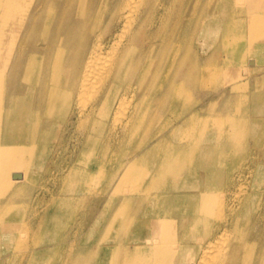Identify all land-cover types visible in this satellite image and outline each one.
<instances>
[{
  "label": "rangeland",
  "instance_id": "obj_1",
  "mask_svg": "<svg viewBox=\"0 0 264 264\" xmlns=\"http://www.w3.org/2000/svg\"><path fill=\"white\" fill-rule=\"evenodd\" d=\"M107 1L106 0H94L92 3L93 5L89 7L88 19H90V21L88 22V20H87L85 22L83 32L87 31L86 33L88 35V39H89L90 43H91V41L96 39V37H98L100 40H102L103 43H105V45H107L109 43V41L111 40V38H113L115 36V34L120 30L119 28H121V26H122L124 18H117V16H115L112 19H110V18L108 19L109 15H110L109 12L111 10L112 3L114 2V0H111L109 5H107L108 4ZM156 2L158 3V2H160V0H157ZM179 2H181L180 4L182 7L180 6ZM212 2L214 5L211 4ZM194 3H195V5H194ZM260 3H261V5H259ZM237 4H238V6H237ZM249 4H251V6ZM166 5L168 8L167 7L163 8V7L159 6V4H158V6L156 4V6H155L156 8L154 9V13L152 12V15L150 13L149 17H148V19H149L148 25L149 24L153 25V27H151V26L147 27V28H151L149 30H152V34H150L149 30L147 31V33H149L152 36H151V38H146V40L151 41L150 39H152V37L154 35V37H153L154 40L152 39V41L155 45V50L153 49L154 51L151 52V55L148 56V59L141 62L136 68L134 67V63L128 62L126 64L124 72H123L124 76L119 81L118 88L113 95V97H114L113 99H115L114 100L115 101L114 102V105H115L114 109L116 108V110L111 109L109 111L108 120H107L106 125L104 124L103 126H100V127L97 126L98 127L97 130L95 132L93 131V139L88 141L87 147H86L87 140H85L86 128L82 127L83 126L81 124L82 122L81 123L79 122V121H82V113L79 109L80 107H78L79 104L81 103V101H83V99L85 98V96L82 97L78 93L79 92L78 91V81L77 82L75 81V83L72 85L73 86V89H72L73 92L72 93L74 96H72V93H71L70 103H69L70 107H68V110H67L64 118H59L57 120V123L51 129L52 135H50V137L48 139H44V140L39 141V148L37 151L38 153L33 155V156H30V159L28 160L29 164H27L23 168V171H24V178L23 179L24 180L22 179V182L24 183L25 186L22 189V191H20V193H18L19 196L16 195V198H14V200L12 201L13 204L11 203L13 206V209H12L13 217L10 218L9 221L12 223V227L14 228L13 233L7 235V234H4L3 232L0 231V238H2L1 236L4 235V239L2 238V241H0V264H28L30 256H31L30 255L31 252H33V251L38 252V250L41 247H45V248L48 247V248L46 250H44L43 252L42 251L38 252L39 255H42L43 259H41L36 264H61L62 260H64V261L66 260L67 261L66 264H71V263H74L76 260H78L77 258L79 256H77V255L81 252V248L83 249L82 251L85 252L87 249H90V251H93V250H96L98 247H102V246H112L113 248H115L116 254L113 258L114 264H121L122 258H123L121 250H124L125 247H127L128 249H131L134 247V245L139 244L141 242L139 239L132 238L133 232H130L131 228L128 225L132 224V219L134 218L135 215L138 218H140L141 220H144V221L147 220L149 217L147 215H149L148 213L153 208V205H151V203L148 204L146 200L141 199V197L143 196V193H144L143 189L148 184V181H150V179L152 177L151 174H153L157 169H159L158 167H159L160 163H162L164 161V156H166L164 151L167 148L168 143L174 142V141L175 142L176 141H183V140L185 141V139H186L187 143L190 144V145L187 144L186 148H190L191 152L189 153V151H188V153L190 155L188 154L186 156V158L188 157L187 163H186V166L188 168L187 167L185 168L183 178L180 177L182 179V181L184 180L183 182L185 183V185L184 186L180 185L178 187L179 193H183L184 189L185 190L195 189V187H196L195 185H197V184L200 185L201 189L204 188L207 173H208V168H209L211 171L216 172V176L213 177L214 184H215L213 186V190L216 192L217 196H219L220 198H222V200H224L223 204H222V207L224 209L223 208L221 209L219 207L218 208L213 207V209L211 211L212 213L208 214L207 212H203L200 208L197 207L196 204H193L192 202H189V203H175L174 202L169 207L165 208V211L175 221L176 220L177 221L178 220L187 221L189 219H192L193 217H196V215L202 216V219L200 221L201 223H198V221L195 222L196 225L194 224L191 227L192 229H191L190 234H186L185 236H183L182 234L184 231L182 232L181 229L177 230V232L174 233L175 234L174 236L176 238L175 240L180 244L191 245V244H196L199 242L201 243V245L197 248L196 253H194L192 258L185 257V260H183L184 257L180 256V258H177V262L175 260L176 264H196V263L198 264V262H199V264L200 263L201 264H207L208 263L207 260L203 261L204 260L203 257L204 258L206 257L203 255L204 250L209 249V248H213V250H214L215 247H217L216 245H218L220 242L221 235H224L222 237V238H224V240L221 238V240L223 242H226L227 240H229V241H227L228 247H227L226 243H224V245H223V248H225V249L228 248V249L225 250V249H222V247H221V248H217V250L216 249L214 250L216 252V251L221 249L220 250L221 254L223 253L222 256L220 254V251H218V254H214L215 252L213 250L210 249L212 252L211 251L209 252V250H207L209 253L206 252V255H207L206 258H208L209 261L211 262L208 264H212L213 260H215L214 261L215 264H217V263L220 264V262H222V264H246V263L248 264V263H250V261H251L250 264H261L262 263V255L264 254V238H263V236H264V225H263V223L264 222H262V221H264V218H263L264 217V199H263L264 198V177L262 179L256 181L255 176H254V171H255L256 165L258 163L264 164V100H263L264 99V50L260 53V56L262 57L263 60L257 61V63H256L257 69H255V68L253 69V73L251 74L250 77H248L249 81L247 83L242 82V80L245 78L243 75L242 76H234V77L229 76L227 69L224 70L223 72H220V73L213 75L212 77H209L210 74L204 72L203 69H204V67H207L209 65V60H212L211 58H213L215 56H216L215 58H217V62H220L221 57L225 56V54H226L225 53L226 47H229L233 43V41L237 40L236 33H232L230 28H228V32L225 31L226 30L224 28V26L226 27L225 23L229 22V21L230 22L235 21L238 18L240 19V17L245 18V15L247 13L246 11H248L250 9L251 10H258V11L261 10L260 12H263L264 11V0H216V1L215 0H212V1L211 0H207V1L206 0L205 1L204 0H189V1L188 0H181V1L180 0L179 1L178 0H169L166 2ZM202 7H204V8H202ZM194 8H195V11L193 13ZM174 9H175V12H174ZM161 10H163V11H161ZM165 10H167V11H165ZM228 10H230V11L228 12ZM179 11L181 12L180 14H178ZM199 11H201V12H199ZM155 12H157V13H155ZM173 12H174V14H173ZM193 14H195L196 18H198V17L200 18L199 19L200 22L203 20H207L209 17L211 18V20H209L210 23L208 22L210 24V26H208V28L206 29L205 32H201V28L199 26V29H197V31H194L193 34H191L192 33V31H190L191 29H186L183 27V25H182L183 22L185 23L187 21V19H189L191 17L195 18L193 16ZM162 15H164V16H162ZM178 15L180 16L179 21L181 23V26L179 27V29L177 31L171 33L170 28H168V25L175 23L176 19L178 18ZM224 15H225V17H224ZM90 17H92V18H90ZM216 17L221 20V26L222 27H221V30L219 31V34H218V32L214 33L215 29L213 28V25L215 22L214 20H216L215 19ZM233 18H235V19L231 20ZM152 20L153 21L156 20V21L153 22ZM67 22H68V25H67L68 28L60 29V33H63L67 30L68 33L70 34V33H72L74 27H76V21L73 17L68 19ZM102 23L104 24V26L102 25ZM241 24H242V27L246 29L247 24H245V22H243ZM161 26L165 28V29L163 28L164 33H162L163 31H161L162 30ZM53 27L54 26L52 25V23H50L48 28H46L45 30L43 29L44 31L42 30L44 32L45 36H49L50 33L52 31H54ZM100 30L102 31V33H100L101 32ZM42 31L39 30V33H41ZM114 31H116V32H114ZM195 32H196V34H195ZM167 33H169L170 35ZM173 33H175V34L173 35ZM96 34H98V35L96 36ZM100 34H101V36H100L101 38L99 37ZM165 34H167L166 35L167 38H166ZM160 35H163L164 37L160 36ZM190 35H192L191 36L192 39L190 38ZM214 36H216V39L219 42V44L214 43L216 41L215 39L213 40ZM108 37H109V39H108ZM158 38H159V40H158ZM162 39L167 41V42H165L166 44H164V46L163 45L161 46ZM124 40L126 41V38H124ZM172 40H173V42H172ZM201 40H203V41H201ZM223 40L226 42L223 43L224 42ZM149 41L146 42L144 44V46H147V43H149ZM166 46H167V50H165ZM202 46L204 49L201 48ZM208 46H210V47H208ZM159 47H162V49H164L165 52L163 51L161 53H164V54H161L160 56H156V52H159L158 49L160 50ZM186 47L187 48L189 47V49L192 52L188 51V49H185ZM202 49H203V51L201 52ZM79 50H80L79 41H77V40L75 41L74 38L71 39L70 43H68V45L65 48V52L63 55L64 56L63 61H68V60L71 61L72 55L74 53H77V52L79 53ZM138 51H139V49L135 50V54ZM183 51L184 52L188 51V52L184 53ZM188 53H190V54H188ZM181 55H183V56H181ZM253 55L256 57L257 54L255 53ZM153 56H156V57H153ZM161 56H163V57L161 58ZM180 56L183 58L185 57L184 59L182 58L183 62H182L181 58H179ZM206 56H209V57H206ZM249 56H252V54L248 53L247 56H245V58H247ZM205 58H208V59H205ZM178 59H179V61H178ZM160 60H161V62H160ZM176 60H177V62H176ZM180 60H181V62H180ZM192 62H194L197 65V68H195L196 65H193L194 63H192ZM203 62L206 64H203ZM158 63H160V65ZM176 67L177 68L179 67L178 70H180V72L185 73L186 71H189V72L191 71V73L192 72L193 73L189 74V72H186L187 73L186 75L183 74L186 77L182 75L181 78H183V79L180 78L181 79L180 80V84H181L180 91H178V92L175 91V97H173V98H172V95H169L167 98V101H168L167 103H169V104L166 105V108H164V110L162 112L155 113L154 112L155 108L158 105H160L159 100H161V96L164 93L163 90L166 91L165 88L168 87L169 86L168 84L172 81V78H173L172 76L175 74V72L177 70ZM153 71H154V73H153ZM171 74H172V76H171ZM198 75H200L199 76L200 79L198 78ZM77 77H78V75H77ZM169 77H170V79H169ZM205 78L206 79L208 78V79L206 80ZM128 80H130V81H128ZM196 80H197V82H196ZM205 80H206V82H205ZM164 81H166V82H164ZM126 82H128V83H126ZM125 83H126V85H125ZM165 83H167L168 86ZM196 83H199V84H196ZM202 83H203V85H205L204 87H203ZM206 84H207V87H206ZM21 85H22V87L19 89V91L17 93L24 95V94H26V91H27L26 88H27V86H29V84L27 82H21ZM163 85H164V87H163ZM197 85H199V86H197ZM35 86H37V84ZM122 87H124V88H122ZM128 87H129V89H130V87H132V88L129 90ZM188 87L191 90H189ZM121 88H122V90H121ZM186 89H188L189 91ZM194 89H195V91H194ZM133 90H134V92H133ZM189 92H191V94ZM121 94H122V96H121ZM123 94H124V97H123ZM144 94L147 95V98H146V95H144ZM127 95L129 96V98ZM135 95H136V97H135ZM143 96H145V98ZM73 97L75 98V100L77 99L79 102L77 100L75 101ZM78 98L79 99L81 98V99L79 100ZM124 98L127 101H129L128 102L129 104L126 102V100H124ZM132 99H135L134 102ZM142 99H143V102H141ZM197 99H199V100H197ZM88 100L89 99H87V101ZM119 100H122L121 104H120L121 106L118 105ZM131 101H132V103H131ZM192 101H193V103H191ZM125 102L127 103L128 106H126ZM130 104H131V106H129ZM140 104H141V106H139ZM256 104H257V106H256ZM73 105H76V107ZM191 105H194V106H191ZM117 106L120 107V109L118 111H117V109H118ZM123 106L127 107L129 110L127 109V111H126L125 107L123 108ZM121 107L124 110H122ZM135 107L137 109H138V107L143 108L144 111L141 114L145 113L144 116L146 118L142 119L143 122L144 121L145 122L142 123V120L140 121L141 123L136 122L137 126H135L136 125L135 124L134 125L135 127L133 129H131L130 132H127L124 135L123 140H113L110 136L111 132L119 133L122 131L121 127H120L121 122L118 120L120 118H124V116L128 115L127 113L130 112V110H131V112L133 109L135 111L136 110ZM230 109H231V111H230ZM146 110H147V112H146ZM189 111H190V113H189ZM223 111H225V113ZM123 112H125L124 115H122ZM232 112H233V114L231 115ZM79 113L81 114V116ZM113 113L116 116L119 115V116H117L118 122L116 121V116ZM182 113H184V114H182ZM229 113H230V115H229ZM146 114H147V116H146ZM193 114L196 117L192 118L191 115H193ZM186 115H187V118H185ZM198 115H200V117ZM77 116H78V118H77ZM161 116H163V117H161ZM204 116H205V118H204ZM79 117H81V119ZM219 117H220V119H219ZM167 118H169V119H167ZM194 118H196V119H194ZM213 118H215V119H213ZM74 119H77V120H74ZM202 119L204 120V122ZM217 119H218L217 124H215ZM221 119H223V120H221ZM220 120H221V122H219ZM199 122H200V124H199ZM78 123H80L81 126ZM194 123L195 124L198 123V124L195 125ZM110 124H112L113 126ZM138 124H139V127H138ZM78 126H79V130L77 132ZM160 126H161V128H160ZM80 127H82V129ZM201 127L203 128L202 129L203 131L201 130ZM74 129H76V132L74 131ZM185 129H187V130H185ZM195 129H196V131H195ZM192 130H194V131H192ZM90 131H92V130L89 129V132ZM98 131H99V133H98ZM189 131H191V132H189ZM103 132H104V134H103ZM133 132H134V134H133ZM235 132H236V134H235ZM136 133H137V135H136ZM84 134H85V136H84ZM126 135H128V136H126ZM164 135H166V136H164ZM238 135L240 136V138L238 137ZM140 137H142V138H140ZM205 137H207V138H205ZM181 138H182V140H181ZM222 140H224V142ZM159 141L162 142L163 145H161V147L158 146L159 147L158 149L156 148L155 150H153L152 154L148 155L145 160H141V165H142L141 172L144 173V175L142 174V176L136 177V180L138 181V183H140V184H136L137 186L139 185V189H136L134 191L132 190V192L128 194L129 197L127 199H124L123 198L124 195H127V194L123 193L122 189H120L119 185L116 182V177H117L116 174L120 171L119 167L122 164H125L127 162V160L132 155H135L136 153H138L140 149L141 150L143 149V151L144 150L146 151L147 148L153 146L154 143L159 142ZM227 141L229 142V144ZM199 142H200V144H199ZM90 145H91V147H94V145L95 146L97 145L96 146L97 152H100V151L107 152L106 156L103 159L104 162L100 165V166H102V169L95 172L94 175L92 177H90L89 179L83 178L80 176H73V178L71 180L70 179L66 180V178L64 176L68 172L69 167L73 164V162H76V158L78 156V153L80 152L81 149H83L82 147L85 146V149L87 150L88 148H90ZM223 145L226 148L223 147ZM235 146H237V147L235 148ZM161 148H163V151L161 150ZM238 148L240 151L238 150ZM242 148L244 151L242 150ZM214 150H216V151H214ZM93 152L95 154V151H93ZM112 152H114V153H112ZM91 153L92 152L90 151V154ZM224 153H226V154H224ZM88 154L89 153H86V155H88ZM84 155H85V152H84ZM108 156H110V157L108 158ZM139 157L140 156L136 157L137 160L139 159ZM41 163H42V167L39 166ZM66 165H67V167H66ZM56 166L58 167V169ZM251 166L254 167V169ZM51 169L53 171H50ZM243 169H245V170H243ZM250 169H251V172H250ZM147 170L150 172H148ZM50 172L53 173L52 174L53 177L50 176ZM102 173H103V176H102ZM226 175H228V176H226ZM234 175H235V177H234ZM163 178L165 181L161 180L162 182H160L159 184H156L157 186L155 185V187L151 188V191L153 194H157L160 196L162 194H166L170 190V188L173 190L176 188L175 186L178 185V182H179V184L182 182L181 179L176 180L175 177L170 176V175H165V177H163ZM237 179H238V181H237ZM41 180H43V181H41ZM72 180H74V181H72ZM92 180H94V181H92ZM174 181H175V183H174ZM239 181H241V182H239ZM164 182H166V183L164 184ZM235 182H237V183H235ZM159 186H161V187H159ZM140 190H142V191H140ZM237 191H239V192L241 191V193H239ZM186 192L192 193V191H186ZM186 192H184V193H186ZM7 193L0 195V215L4 211V209H3L4 205L7 204L6 203ZM35 193H37V194H35ZM176 194H178V193L174 191L173 195H176ZM105 195H107V198ZM62 197H66L67 201L65 203H57L60 200V198H62ZM28 198L30 199V201ZM225 199L227 200V202L225 201ZM231 200L233 203L231 202ZM239 200H240V202H239ZM36 201H38L37 204L35 203ZM117 202H119V204ZM241 203H244V204H241ZM255 203H257V204H255ZM117 204H118V206H117ZM134 205L135 206L137 205V206L135 207ZM32 206H34V207H32ZM120 207H123V211H121V212H119ZM178 209H180V210H178ZM198 210H200V211H198ZM221 210H223V212ZM220 211L222 212V216L220 214L221 213ZM109 212H111V213H109ZM197 212H199V213L197 214ZM214 213H216L217 217L215 216ZM79 214H81V215H79ZM98 215H100V218H99V223L97 224L96 223V217ZM17 216H19V217H17ZM40 216H42V217H40ZM238 216H239V218H238ZM255 216H257V217H255ZM80 218H82V219H80ZM237 218L239 219V221L237 220ZM112 220L114 221L115 224H113V226H110V222ZM0 221H1V217H0ZM256 222H258V223H256ZM249 224H251V226ZM259 226H261V227H259ZM78 227H79V229H78ZM250 227H253V229ZM193 229H195V230H193ZM76 230L78 233H75ZM192 230H193V232H192ZM261 230H263V232H261ZM116 231H117V233H116ZM259 231L261 232L262 236L259 234L260 233ZM225 233L227 235H225ZM218 235H219V237H218ZM225 236H227V237H225ZM71 237H73V239ZM238 237H240V238H238ZM230 238H233V239H230ZM216 239H218L219 242ZM242 239L246 243H247L246 240H248L249 244H245V242ZM34 240L37 242H35ZM215 240H216V242H215ZM234 240L236 242H234ZM240 240H242V241H240ZM222 241H221L219 246L222 245V243H223ZM211 242L213 243V245L214 244L215 245L214 246L211 245L210 244ZM208 244H210L213 247H211V246L209 247ZM244 245H247V246L245 247ZM204 246H205V248H204ZM251 246H253V247H251ZM230 250H231V252H230ZM256 251H257V253H256ZM224 253H226V256ZM201 254L203 255V257ZM233 254L234 255L236 254V255L234 256ZM67 255H69V256H67ZM208 255H210V257L211 256L212 257L209 258ZM215 255H218L219 257L215 256ZM241 255H243V256H241ZM255 255L256 256L258 255L257 256L258 258ZM213 256H215V258H217V260L212 259V258H214ZM224 256L227 258H225ZM199 258L200 259L202 258L201 260L203 262ZM218 258H222V260L221 259L219 260ZM168 259L169 260H164L162 262V264H172L170 262V258H168ZM245 260L247 262H245ZM224 261H225V263H224Z\"/></svg>",
  "mask_w": 264,
  "mask_h": 264
},
{
  "label": "bare ground",
  "instance_id": "obj_2",
  "mask_svg": "<svg viewBox=\"0 0 264 264\" xmlns=\"http://www.w3.org/2000/svg\"><path fill=\"white\" fill-rule=\"evenodd\" d=\"M93 1L94 0H0V195L5 194V193L8 192L7 193V197H6V203L7 204L4 205V208H3L4 211L0 215V217H1L0 231L3 232L4 234L9 235V234L13 233V229L14 228L12 227V223L9 220H10V218L13 217V212H12V209H13L12 204L13 203H12V201L14 200V198H16V195H18V193H20V191H22V189L25 186L24 183L22 182V179L24 178L23 168L27 164H29L28 160L30 159V156H33V155L38 153L37 151H38V148H39V141L40 140H44V139H48L50 137V135H52V130L51 129L57 123V120L59 118H64V116H65V114H66V112L68 110V107H70L69 106L70 97H71V93L73 92L72 91V89H73L72 85L75 83V81L76 82L78 81V91H79L78 93L82 97L85 96L83 101H81L80 104L78 103L79 104L78 107H80L79 109H80V111L82 113V121H79V122L80 123L82 122L81 123L83 125L82 127L86 128V136H85V134H84V136H85V140H87V142H86V147H87L88 146L87 145L88 141L93 139V131L95 132L98 127L103 126L104 124L106 125L107 120H108V115H109L108 113H109V111L111 109H114V106H115L114 105V102H115L114 100L115 99H113L114 98L113 95H114V93L116 92V90L118 88L119 81L124 76L123 72H124L126 64L128 62L129 63H134V67L136 68L141 62H143L144 60H147L148 56L151 55V52L155 50V45H154V43L152 41L154 35H153L152 39H150L151 41L148 40L149 43H147V46H144V44L146 42H148L146 40V38H151V36H152V35H150V34H152V30H149L151 28H147V27H149V26L153 27V25H150V24L148 25V22H149L148 17H149L150 13H151V15H152V12L154 13V9L156 8L155 7L156 4H157V6L159 4V6H161L163 8H166L167 7L166 2L169 1V0H160V2H158V3L156 2L157 0H121V1L120 0H114V2L112 3L111 10L109 12L110 15L108 14L109 15L108 19L109 18L112 19L115 16H117V18H124V19H123V23H122L121 28H119L120 30L115 34L114 37L112 36L113 38H111V40L109 41V43L107 45H105V43H103L102 40H100L98 37H96V39H94V40L92 39L93 41H91V43H90L89 39H88V35L86 33L87 31L83 32L85 22L87 20H88V22L90 21V19H88L89 7L93 5L92 4ZM110 2H111V0H108L107 1V3H108L107 5H109ZM180 3L181 2H179V4ZM211 4H213V2ZM194 5H195V3H194ZM249 5L251 6V4H249ZM259 5H261V3ZM180 6H181V4H180ZM237 6H238V4H237ZM202 8H204V7H202ZM167 10H165V11H167ZM161 11H163V10H161ZM194 11H195V8L193 9V13H194ZM229 11L230 10H228V12ZM260 11L251 10L250 9V10L246 11L247 13L245 15V18L240 17V19L238 18L239 20L238 19L235 20L236 22L235 21H231V22L229 21V22L225 23L226 24V27L224 26V28L226 29L225 31L228 32V28H230L232 33H236L237 40L233 41V43L229 47H226V50H225L226 54H225V56L221 57V61L220 62H217V58H215L216 56L211 58L212 60H209V65L207 67H204V69H203L204 72H206V73L211 75V76L209 75V77H212L213 75H215L217 73H220V72H223L224 70L227 69L229 76L234 77V76H242L243 75L245 78L242 80V82L243 83H247L249 81L248 77H250L251 74L253 73V69L254 68L257 69V66H256L257 65L256 64L257 61L258 60H263L262 57L260 56V53L264 50V11L263 12H260ZM157 12H155V13H157ZM174 12H175V9H174ZM174 12H173V14H174ZM199 12H201V11H199ZM180 13L181 12L179 11L178 14H180ZM162 16H164V15H162ZM193 16L195 17V14H193ZM71 17H73L75 19V21H76V27H74L72 33L69 34L67 30L65 32H63V33H60V29L68 28V26H67L68 22L67 21ZM224 17H225V15H224ZM90 18H92V17H90ZM195 18L191 17V18L187 19V21L185 23L183 22V24H182L183 27L186 28V29H191L190 31H192V33L189 31L191 34H193L194 31H197V29H199V26L201 28V32H205L206 29L208 28V26H210L209 20H211V18L209 17L207 20H203L201 22L199 20L200 19L199 17L196 18V19ZM179 19H180V16L178 15V18L176 19L175 23H172L171 25H168V28H170V32L171 33L177 31L179 29V27L181 26V23H180ZM215 19L216 20H214L215 22H214V25H213V28L215 29L214 33L218 32V34H219V31L221 30V27H222L221 26V20L218 19L217 17ZM234 19L235 18H233L231 20H234ZM155 21L156 20H154L153 22H155ZM243 22H245V24H247L246 29L242 27L241 23H243ZM50 23H52V25L54 26L53 27L54 31H52L49 36H45L43 31L46 28H48ZM102 25L104 26L103 23H102ZM162 26H161V28H162L161 31H163L162 33H164V30H163L164 27H162ZM39 30L40 31L43 30V31L41 33H39ZM148 30H149L150 34L147 33ZM114 32H116V31H114ZM100 33H102V31ZM167 34H169V33H167ZM167 34H165V36ZM174 34L175 33H173V35ZM195 34H196V32H195ZM97 35L98 34H96V36ZM100 36H101V34L99 35V37ZM160 36H163V35H160ZM191 36L192 35H190V38H191ZM73 38L75 39V41L76 40L79 41V44H80L79 53L78 52L74 53L72 55V57H71V61H69V60L68 61H63V57H64L63 55H64V52H65V48L68 45V43H70L71 39H73ZM124 38H126V41L124 40ZM159 38H158V40H159ZM166 38H167V36H166ZM108 39H109V37H108ZM214 39L216 40L214 43L219 44V42L216 39V36H214L213 40ZM201 41H203V40H201ZM165 42H167V41L162 39L161 46L162 45L164 46V44H166ZM172 42H173V40H172ZM225 42L226 41H224L223 43H225ZM208 47H210V46H208ZM159 48H160V50L158 49L159 52H156V56H160L161 54H164V53H161V52H163V51L165 52V50H167V46L165 47V50L162 49V47H159ZM201 48H203V46ZM137 49H139V51L135 54V50H137ZM185 49H188V51H191L189 49V47L188 48L186 47ZM203 49L201 50V52L203 51ZM188 51H186V52H188ZM186 52H184V53H186ZM248 53L252 54V56H249V57L245 58V56H247ZM255 53L257 54L256 57L253 55ZM188 54H190V53H188ZM156 56H153V57H156ZM181 56H183V55H181ZM181 56L179 58H181V60L183 62V59L185 57L183 58ZM162 57L163 56H161V58ZM206 57H209V56H206ZM205 59H208V58H205ZM181 60H180V62H181ZM178 61H179V59H178ZM160 62H161V60H160ZM176 62H177V60H176ZM192 63H194V62H192ZM158 64L160 65V63H158ZM203 64H206V63L203 62ZM193 65H196V64L194 63ZM178 68H177L175 74L173 73L174 74L173 76L171 74V76L173 78H172V81L168 84L169 86L167 85V83H165L168 87L165 88L166 91L163 90L164 93L161 96V100H159L160 101V105L157 104L158 106L154 110L155 113L162 112L164 110V108H166V105L169 104V103H167L168 102L167 98H168L169 95H172V98H173V97H175V91L176 92L180 91V87H181L180 80L183 79L181 77H182L183 74L186 75L187 74L186 72H189V71H186L185 73H183V72H180V70H178ZM195 68H197V65L195 66ZM153 73H154V71H153ZM192 73H191V71L189 72V74H192ZM77 75H78V77H77ZM185 75H183V76H185ZM199 76L200 75H198V78L200 79ZM169 79H170V77H169ZM206 80H205V82H206ZM128 81H130V80H128ZM21 82H27L29 84V86H27V88H26V90H27L26 94H24V95L20 94V93H17L19 91V89L22 87ZM164 82H166V81H164ZM196 82H197V80H196ZM126 83H128V82H126ZM126 83H125V85H126ZM36 84H37V86H35ZM196 84H199V83H196ZM202 85H203V83H202ZM197 86H199V85H197ZM204 86L205 85H203V87ZM163 87H164V85H163ZM206 87H207V84H206ZM122 88H124V87H122ZM122 88H121V90H122ZM131 88L132 87H130V89ZM128 89H129V87H128ZM188 89H189V87H188ZM188 89H186V90H188ZM195 89H194V91H195ZM189 90H191V89H189ZM133 92H134V90H133ZM189 93L191 94V92H189ZM144 95H146V94H144ZM72 96H74L73 93H72ZM121 96H122V94H121ZM123 97H124V94H123ZM135 97H136V95H135ZM143 97L145 98V96H143ZM125 98H124V100H126ZM128 98H129V96H128ZM146 98H147V95H146ZM87 99H89L88 100L89 102L87 101ZM143 99L141 100V102H143ZM74 100H75V98H74ZM132 100L134 102L135 99H132ZM197 100H199V99H197ZM121 101L122 100H119V102H118L119 106H121L120 105ZM193 101L191 103H193ZM126 102L128 103L129 101L126 100ZM127 103H126V106H128ZM131 103H132V101H131ZM141 104L139 106H141ZM257 104H256V106H257ZM194 105H191V106H194ZM73 106L76 107V105H73ZM129 106H131V104ZM124 107L125 106H123V108ZM123 108H122V110H124ZM119 109H120V107H118L117 111ZM127 109L128 108L125 107L126 111H127ZM231 109H230V111H231ZM114 110H116V108ZM143 111H144L143 108H139L138 107V109L136 108L135 111H134V109L132 110V112L130 110V112L127 113L128 115L124 116V118H120L118 121L121 122V123L120 122L119 123L121 124L120 127H121L122 131L119 132V133H115V132L113 133V132H111L108 129L111 132V134H110L111 138L113 140H123L124 135L127 132H130L131 129H133L135 126H137L136 122L137 123H141L140 121L143 118H146L144 116L145 113L141 114ZM190 111H189V113H190ZM125 112H123L122 115H124ZM146 112H147V110H146ZM223 112L225 113V111H223ZM182 114H184V113H182ZM232 114H233V112L231 113V115ZM187 115H186L185 118H187ZM229 115H230V113H229ZM80 116H81V114H80ZM117 116H119V115H117ZM117 116H116V121H117ZM146 116H147V114H146ZM191 116H192V118L196 117L194 114L191 115ZM198 116L200 117V115H198ZM161 117H163V116H161ZM77 118H78V116H77ZM79 118L81 119V117H79ZM204 118H205V116H204ZM167 119H169V118H167ZM194 119H196V118H194ZM213 119H215V118H213ZM219 119H220V117H219ZM74 120H77V119H74ZM221 120H223V119H221ZM221 120L219 122H221ZM217 121H218V119L216 120L215 124H217ZM144 122L142 120V123H144ZM200 122H199V124H200ZM203 122H204V120H203ZM80 123H78V124L80 125ZM112 124H110V125H112ZM197 124H195V125H197ZM82 127H80V128L82 129ZM138 127H139V124H138ZM160 128H161V126H160ZM89 129L92 130V131L89 132ZM202 129L203 128L201 127V130ZM78 130H79V126H78V129H77V132H78ZM185 130H187V129H185ZM74 131L76 132V129H74ZM192 131H194V130H192ZM195 131H196V129H195ZM189 132H191V131H189ZM98 133H99V131H98ZM103 134H104V132H103ZM133 134H134V132H133ZM235 134H236V132H235ZM136 135H137V133H136ZM126 136H128V135H126ZM164 136H166V135H164ZM238 137L240 138L239 135H238ZM140 138H142V137H140ZM182 138H181V140H182ZM205 138H207V137H205ZM222 141L224 142V140H222ZM187 144H189V143H187L186 139H185V141L184 140L183 141H176V142L174 141V142H169L168 143V146H167V148L164 151V153L166 155V156H164V161L162 163H160V165L158 167L159 169H157L153 174H151L152 177H151L150 181H148V184L143 189L144 193H143V196L141 197V199L146 200L148 204L151 203V205H153V208L148 213L149 215H147L149 217H148L147 220L144 221V220H141L140 218H138L135 215L134 218L132 219V224L128 225L131 228L130 232H133L132 238L139 239L141 242L139 244L134 245V247L131 248V249H128L127 247H125L124 250H121L122 251V255H123L121 264H162V262L164 260H169L168 258H170V262L172 264H176L177 258H180V256L184 257L183 260H185V257L192 258L194 253H196L197 248L201 245V243L199 242V243L191 244V245H189V244L188 245L187 244L186 245L185 244H180V243H178L175 240L176 238L174 236L175 235L174 233L177 232V230L181 229L182 232L184 231L183 234H182L183 236H185L186 234H190L191 233V229H192L191 227L197 221H198V223H201L200 221L202 219V216L196 215V217H193L192 219H189L187 221H181V220H178V221L176 220L175 221L165 211V208L169 207L174 202L175 203H189V202H192L193 204H196L197 207L200 208L203 212H207L208 214L212 213L211 211H212L213 207H217V208L219 207L221 209L223 208L222 204H223L224 200H222V198L217 196L216 192L213 190V186L215 185L213 177L216 176V172L215 171H211L209 168H208V173H207V177H206V182H205V187L204 188L201 189L200 185L197 184V185H195L196 186L195 189H187V190L184 189V192L192 191V193H187V192L186 193H184V192L183 193H179V188L178 187L180 185H182V186L185 185V183L183 182L184 180L182 181V179L180 177L183 178L184 172H185V168L187 167L186 163H187V158L188 157L186 158V156L191 152L190 148H186ZM199 144H200V142H199ZM228 144H229V142H228ZM161 145H163V144H162V142L159 141V142L154 143L153 146L147 148L146 151L145 150L143 151V149L142 150L140 149L138 153H136L135 155H132L127 160V162L125 164H122L119 167L120 171L116 174L117 175L116 182L119 185L120 189H122L123 193L127 194V195H124V197H123L124 199H127L129 197L128 194L131 193L132 190L134 191L136 189H139V185L137 186L136 184H140V183H138V181L136 180V177L142 176V174L144 175V173L141 172V167H142L141 160H145L148 155L152 154L153 150H155L156 148L158 149L159 148L158 146L161 147ZM96 146L94 145V147H91V145H90V148H88L87 150L85 149V146L82 147L83 149H81L80 152L78 153V156L76 158V162H73V164L69 167L68 172L67 173L65 172L66 175L64 174L65 175L64 177L66 178V180H69V179L71 180L73 178V176H80V177L89 179L90 177H92L94 175L95 172H97V171L102 169V166H100V165L104 162L103 159L106 156L107 152H105V151L97 152V147ZM223 147H225V146L223 145ZM236 147L237 146H235V148ZM239 148H238V150H239ZM161 150L163 151V148H161ZM242 150H243V148H242ZM90 151L92 152L91 154H90ZM93 151H95V154H94ZM188 151H189V153H188ZM214 151H216V150H214ZM84 152H85V155H84ZM86 153H89V154L86 155ZM112 153H114V152H112ZM224 154H226V153H224ZM138 156H140V157L137 160L136 157H138ZM109 157L110 156H108V158ZM39 166L42 167V163ZM66 167H67V165H66ZM252 168L254 169V167H252ZM57 169H58V167H57ZM243 170H245V169H243ZM50 171H53V170L51 169ZM148 172H150V171H148ZM250 172H251V169H250ZM52 174L53 173L50 172V176L51 177H53ZM165 175L173 176V177H175L176 180L181 179L182 182L180 184L178 182V185L175 186L176 188L173 189V190L170 188V190L166 194H162L161 196L157 195V194H153L152 191H151V188L155 187L156 184H159L160 182H162L164 180L163 177H165ZM102 176H103V173H102ZM226 176H228V175H226ZM254 176H255V180L256 181L260 180V179H262L264 177V164L258 163L256 165V168H255V171H254ZM234 177H235V175H234ZM41 181H43V180H41ZM72 181H74V180H72ZM92 181H94V180H92ZM237 181H238V179H237ZM239 182H241V181H239ZM165 183L166 182H164V184ZM174 183H175V181H174ZM235 183H237V182H235ZM159 187H161V186H159ZM140 191H142V190H140ZM174 191L177 192L178 194L173 195ZM237 192H239V191H237ZM37 193H35V194H37ZM239 193H241V191ZM105 196L107 198V195H105ZM226 199H225V201L227 202L228 199L227 200ZM29 201H30V199H29ZM66 201H67V198L66 197H62V198H60V200L57 203H65ZM37 202L38 201H36L35 203L37 204ZM231 202H232V200H231ZM239 202H240V200H239ZM117 203L119 204V202H117ZM118 204H117V206H118ZM241 204H244V203H241ZM255 204H257V203H255ZM32 207H34V206H32ZM178 210H180V209H178ZM121 211H123V207H120L119 212H121ZM198 211H200V210H198ZM221 211L223 212V210H221ZM222 212L220 213L221 216H222ZM109 213H111V212H109ZM198 213L199 212H197V214ZM214 214L216 216V213H214ZM79 215H81V214H79ZM17 217H19V216H17ZM40 217H42V216H40ZM255 217H257V216H255ZM99 218H100V215H98L96 217V223L97 224L99 223ZM238 218H239V216H238ZM238 218H237V220L239 221ZM80 219H82V218H80ZM262 222H264V221H262ZM256 223H258V222H256ZM113 224H115V223L112 220L110 222V226H113ZM249 225L251 226V224H249ZM263 225H264V223H263ZM259 227H261V226H259ZM250 228L253 229V227H250ZM78 229H79V227H78ZM195 229H193V230H195ZM193 230H192V232H193ZM261 232H263V230H261ZM261 232L259 233L260 235H261ZM75 233H78L77 230H76ZM116 233H117V231H116ZM226 233H225V235L228 234V233L227 234ZM223 236L224 235H221V238ZM1 237L4 239V235H2ZM218 237H219V235H218ZM225 237H227V236H225ZM2 238H0V241H2ZM71 238L73 239V237H71ZM221 238H220V242H219L218 239H216L219 242V244L216 245L217 247H215L216 250H217V248H221V247H222V249H225V248H223L224 243H226V245L228 247L227 241H229V240H227V241L225 240L226 242H223L221 240ZM238 238H240V237H238ZM263 238H264V236H263ZM222 239L224 240V238H222ZM230 239H233V238H230ZM216 240H215V242H216ZM242 240H240V241H242ZM221 241L223 243H222L221 246H219ZM246 241H247V243L244 241L245 244H249L248 240H246ZM35 242H37V241H35ZM234 242H236V241L234 240ZM210 244L213 245L212 242ZM210 244H208L209 247L211 246ZM213 246H211V247H213ZM244 246L246 247L247 245H244ZM251 247H253V246H251ZM47 248L48 247H46V248L45 247H41L40 249L38 248L39 249L38 252H41V251L43 252ZM204 248H205V246H204ZM210 249L213 250V248L205 249L203 255L207 257L206 252H208L207 250H209V252H210L211 251ZM227 249L228 248H226L225 250H227ZM82 250L83 249L81 248V252L77 255V256H79L77 258L78 260H76L74 263H71V264H114V259L113 258H114L116 253H115V248H113L112 246L98 247L96 250H93V251H90V249H87L84 252ZM220 250H218V251H220ZM218 251H216L217 253L214 251L215 252L214 254H218ZM38 252H34V251L31 252V254H30L31 256H30L28 264H36L41 259H43L42 255H39ZM230 252H231V250H230ZM226 253H224L225 256H226ZM256 253H257V251H256ZM220 254H221V251H220ZM203 255H202V257H203ZM222 255H223V253L221 254V256ZM67 256H69V255H67ZM215 256H218V255H215ZM215 256H213L214 258H212V259H216L217 260V258H215ZM241 256H243V255H241ZM208 257L211 258L212 256L210 257V255H208ZM205 258L203 257V259H204L203 261L207 260L208 263H211L208 258H206V259ZM225 258H227V257H225ZM218 259L222 260V258H218ZM175 260H176V262H175ZM63 261L64 260H62L61 264H66L67 263L66 260H65L66 262L65 261L63 262ZM214 261L215 260H213L212 262L214 263ZM245 262H247V261L245 260ZM224 263H225V261H224ZM250 263H251V261H250ZM250 263H248V264H250ZM198 264H199V262H198ZM220 264H222V262H220ZM261 264H264V254L262 255V263Z\"/></svg>",
  "mask_w": 264,
  "mask_h": 264
}]
</instances>
